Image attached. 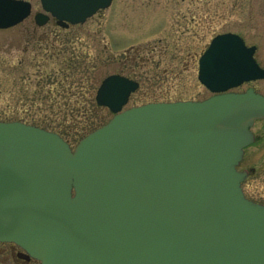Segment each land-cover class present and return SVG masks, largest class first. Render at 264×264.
<instances>
[{"label": "water", "instance_id": "95a60500", "mask_svg": "<svg viewBox=\"0 0 264 264\" xmlns=\"http://www.w3.org/2000/svg\"><path fill=\"white\" fill-rule=\"evenodd\" d=\"M113 0H40L38 25L85 22ZM32 12L0 0V29ZM256 46L217 34L199 59L204 100L129 108L139 82L105 77L96 102L113 116L72 148L58 132L0 121V242L40 264H264V204L237 165L264 119Z\"/></svg>", "mask_w": 264, "mask_h": 264}, {"label": "rangeland", "instance_id": "374dc122", "mask_svg": "<svg viewBox=\"0 0 264 264\" xmlns=\"http://www.w3.org/2000/svg\"><path fill=\"white\" fill-rule=\"evenodd\" d=\"M28 1L31 14L0 29V121L61 127L72 147L92 116L98 114L97 124L113 116L104 106L97 104V111L89 106V95L110 74L140 84L124 108L206 99L212 92L198 79L199 58L212 38L225 32L255 45L264 68V0H114L66 28L53 18L37 25L34 15L43 11L41 2ZM250 87L264 94V78L232 90ZM252 130L257 139L245 148L238 169L252 171L242 185L246 196L264 203V120H255ZM0 264L39 263L16 259L0 242Z\"/></svg>", "mask_w": 264, "mask_h": 264}, {"label": "trees", "instance_id": "16d2710c", "mask_svg": "<svg viewBox=\"0 0 264 264\" xmlns=\"http://www.w3.org/2000/svg\"><path fill=\"white\" fill-rule=\"evenodd\" d=\"M88 88V87H87ZM91 88H93L92 86H90V88H89V92L91 93ZM98 88V87H97ZM97 88H96V90H97ZM95 94H96V91H95V93L93 94V96L91 95H89V101H90V105L89 106H93V110L94 111H97V103H96V101H95ZM93 97V98H92ZM85 111V110H84ZM94 114V113H93ZM84 115H88V112L86 111L85 113H84ZM98 119V114H95V117L93 118V116H92V119L91 120H87L84 124H83V126L81 127V129H80V131H82V136L80 137V139L83 137V136H85L86 134H88L89 132H91L92 130H94L95 128H97V127H99L103 122L102 121H100V123H96V122H98V121H96ZM20 120H22V121H24V122H27V121H25V119H20ZM29 122V121H28ZM33 124H36V125H38V126H40L39 124H37V121H35V122H33ZM42 126V125H41ZM44 128H47V129H49V127H44ZM50 130H53V131H57V132H59L62 136H64L65 138H67V133L65 132V131H63L62 130V128L60 127V128H57L56 130L53 128V129H50ZM69 139V138H68ZM67 139V140H68ZM79 139V140H80Z\"/></svg>", "mask_w": 264, "mask_h": 264}, {"label": "flooded vegetation", "instance_id": "af4514ba", "mask_svg": "<svg viewBox=\"0 0 264 264\" xmlns=\"http://www.w3.org/2000/svg\"><path fill=\"white\" fill-rule=\"evenodd\" d=\"M255 136H256V134H255ZM256 139H257V137H256ZM241 163V162H240ZM243 170H245V169H243ZM252 171H249L248 170V174H247V177H246V179L249 177V175H250V173H251ZM245 179V180H246ZM244 180V181H245ZM244 181L242 182V185L244 184ZM243 187V186H242ZM245 193V192H244ZM245 195H246V193H245ZM248 197V196H247ZM259 203V202H258ZM261 204H264V203H261ZM3 244V243H2ZM4 244H8L9 245V249H10V251H11V255L13 256V257H15L16 259H19V260H22V261H25V262H38V260H36V259H34V258H31V257H27V254H26V252H25V250L20 246V245H18V244H16V243H14V242H4ZM39 263V262H38Z\"/></svg>", "mask_w": 264, "mask_h": 264}]
</instances>
